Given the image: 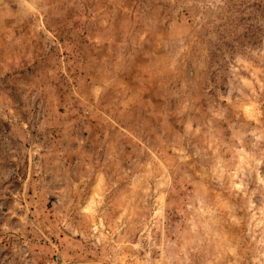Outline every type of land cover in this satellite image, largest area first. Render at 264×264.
Segmentation results:
<instances>
[{"label":"rangeland","instance_id":"rangeland-1","mask_svg":"<svg viewBox=\"0 0 264 264\" xmlns=\"http://www.w3.org/2000/svg\"><path fill=\"white\" fill-rule=\"evenodd\" d=\"M0 264H264V0H0Z\"/></svg>","mask_w":264,"mask_h":264}]
</instances>
